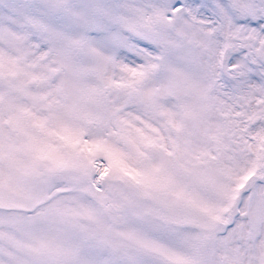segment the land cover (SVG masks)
Returning <instances> with one entry per match:
<instances>
[{
	"label": "snow or ice",
	"instance_id": "6c2138e0",
	"mask_svg": "<svg viewBox=\"0 0 264 264\" xmlns=\"http://www.w3.org/2000/svg\"><path fill=\"white\" fill-rule=\"evenodd\" d=\"M0 264H264V0H0Z\"/></svg>",
	"mask_w": 264,
	"mask_h": 264
}]
</instances>
